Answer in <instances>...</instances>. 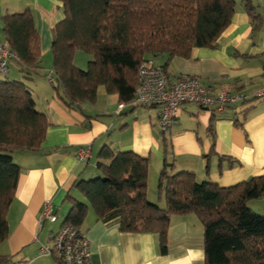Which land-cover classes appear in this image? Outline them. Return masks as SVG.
<instances>
[{
	"label": "trees",
	"instance_id": "obj_1",
	"mask_svg": "<svg viewBox=\"0 0 264 264\" xmlns=\"http://www.w3.org/2000/svg\"><path fill=\"white\" fill-rule=\"evenodd\" d=\"M58 1L65 18L52 29L51 84L57 98L87 120L101 117L84 111L86 104L97 103L101 86L120 104L132 103L145 59L165 55L167 68L175 57L190 59L194 48H216L237 6L236 0ZM243 5L253 31H259L263 21L253 0H243ZM2 21L25 81L0 80V245L9 237L7 217L22 172L13 154L41 152L49 127L26 84L41 76V41L33 15L7 14ZM77 52L91 56L87 69L75 64ZM209 132L214 140L212 123ZM98 159V177L79 180L74 188L99 219L119 217L123 232L158 234L166 254L172 216L195 214L204 226L205 264H264V216L249 206L264 199V176L223 188L199 182L193 171H176L165 158L158 180L162 208L148 198L150 158L105 146ZM66 199L72 208L63 225L81 228L89 205L70 194ZM8 261L0 254V264Z\"/></svg>",
	"mask_w": 264,
	"mask_h": 264
},
{
	"label": "crops",
	"instance_id": "obj_2",
	"mask_svg": "<svg viewBox=\"0 0 264 264\" xmlns=\"http://www.w3.org/2000/svg\"><path fill=\"white\" fill-rule=\"evenodd\" d=\"M236 2L232 23L216 48H194L190 59L175 57L167 68V56L158 58L171 80L191 76L215 88L249 93L264 88V0H253L263 21L257 32L253 31L243 0ZM26 11L32 13L41 41V76L26 84L49 127L41 152L13 154L22 172L7 217L9 237L0 245V254L8 257L7 264H58L56 257L43 249L59 232L72 208L66 199L69 194L89 205L74 185L99 175L98 155L105 146L150 158L148 197L159 180L165 158L175 163L176 171H193L199 182L223 188L264 176V98L229 107L219 117L195 104L183 105L172 132L163 134L158 109L126 107L117 114V97L101 86L97 103L84 106L87 114L101 117L87 120L79 111L68 109L44 77L53 73L52 29L65 18L61 2L0 0V41L7 43L2 18ZM90 60L82 52L75 56V64L81 68ZM5 79L25 81L17 60H10L9 72L0 74V80ZM211 123L214 140L209 132ZM82 148L89 150L85 161L79 160ZM47 200L53 203L56 222L41 221ZM160 206H165L164 202ZM249 206L264 216V199L252 201ZM81 229L89 240L93 264H205L204 226L195 214L172 216L166 254L161 252L158 234L123 232L119 217L99 219L90 205Z\"/></svg>",
	"mask_w": 264,
	"mask_h": 264
},
{
	"label": "built area",
	"instance_id": "obj_3",
	"mask_svg": "<svg viewBox=\"0 0 264 264\" xmlns=\"http://www.w3.org/2000/svg\"><path fill=\"white\" fill-rule=\"evenodd\" d=\"M159 54L155 58L145 59L139 69L138 84L130 104L121 103L117 114L126 107H145L159 110V129L163 134L172 132L176 124L178 111L183 105L195 104L214 117L222 116L229 107L246 104L252 99H263L264 88L253 93L230 88H215L206 85L201 79L191 76H180L171 80L166 69L158 64ZM18 58L7 43L0 41V74H7L9 61ZM48 81H54L53 74ZM88 148L79 150V160H87ZM54 206L47 200L41 213V221L56 222ZM43 251L53 254L62 264H93L90 243L81 228L63 225Z\"/></svg>",
	"mask_w": 264,
	"mask_h": 264
},
{
	"label": "rangeland",
	"instance_id": "obj_4",
	"mask_svg": "<svg viewBox=\"0 0 264 264\" xmlns=\"http://www.w3.org/2000/svg\"><path fill=\"white\" fill-rule=\"evenodd\" d=\"M82 55L83 56H89L90 58H91V56L90 55H88V54H86V53H83L82 52ZM88 63V62H87ZM85 67L84 68H82V69H86L87 68V66H86V62H85ZM88 65V64H87ZM81 68V67H80ZM45 77V76H44ZM45 78H47V77H45ZM98 177V176H97ZM159 179V178H158ZM151 191H150V196L148 197L149 198V201L150 202H152V203H156V204H158L159 203V205L161 204V202H164V204H165V201H164V198H162V199H160V196H159V193H158V181L156 180V182L153 184V186L151 187V189H150ZM166 206V205H165ZM165 206H161L162 208H165Z\"/></svg>",
	"mask_w": 264,
	"mask_h": 264
}]
</instances>
